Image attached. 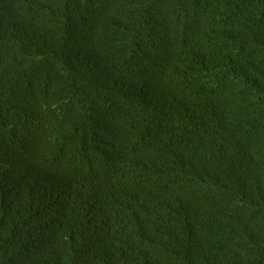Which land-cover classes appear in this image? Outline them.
I'll list each match as a JSON object with an SVG mask.
<instances>
[{"label":"trees","instance_id":"1","mask_svg":"<svg viewBox=\"0 0 264 264\" xmlns=\"http://www.w3.org/2000/svg\"><path fill=\"white\" fill-rule=\"evenodd\" d=\"M0 264H264V0H0Z\"/></svg>","mask_w":264,"mask_h":264}]
</instances>
